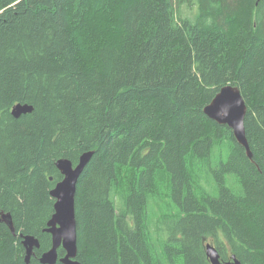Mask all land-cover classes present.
<instances>
[{
    "label": "trees",
    "instance_id": "trees-1",
    "mask_svg": "<svg viewBox=\"0 0 264 264\" xmlns=\"http://www.w3.org/2000/svg\"><path fill=\"white\" fill-rule=\"evenodd\" d=\"M0 0V264H42L77 182L81 264H264V0ZM232 84L252 159L203 108ZM16 103L33 106L14 118ZM39 239L28 263L19 234ZM58 256L65 254L62 247ZM55 264H62L59 260Z\"/></svg>",
    "mask_w": 264,
    "mask_h": 264
},
{
    "label": "water",
    "instance_id": "water-1",
    "mask_svg": "<svg viewBox=\"0 0 264 264\" xmlns=\"http://www.w3.org/2000/svg\"><path fill=\"white\" fill-rule=\"evenodd\" d=\"M262 0H256V5ZM33 106L28 103H16L10 109V114L18 118L23 114L32 112ZM246 103L239 88L232 84L222 86L213 96L210 102L203 108V112L219 124H226L233 130L237 142L242 145L247 156L252 159V153L248 146L245 133L244 119L246 115ZM93 150L82 153L78 162L73 165L68 158H59L55 165L63 178L50 190V196L54 198V212L46 223L44 231L51 235L52 245L50 249L40 255L42 264H55L58 260L62 264H81L77 259V222L75 215V195L77 182L85 166L89 162ZM0 222L5 223L10 231L15 234L12 216L9 212L0 209ZM25 248V262L30 261L34 250L40 247L39 239L31 234H19ZM62 247L65 254L58 255V249ZM206 255L211 264H221L220 254L217 248L207 243ZM227 264H240L235 255Z\"/></svg>",
    "mask_w": 264,
    "mask_h": 264
},
{
    "label": "rangeland",
    "instance_id": "rangeland-1",
    "mask_svg": "<svg viewBox=\"0 0 264 264\" xmlns=\"http://www.w3.org/2000/svg\"><path fill=\"white\" fill-rule=\"evenodd\" d=\"M207 243H210V242H207ZM207 243H206V244H207ZM211 244H212V243H211Z\"/></svg>",
    "mask_w": 264,
    "mask_h": 264
}]
</instances>
